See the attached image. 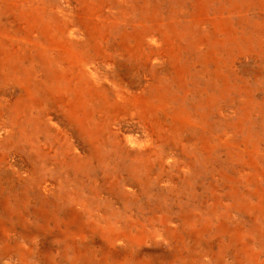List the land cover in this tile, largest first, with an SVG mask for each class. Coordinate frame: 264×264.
Masks as SVG:
<instances>
[{
  "label": "rangeland",
  "instance_id": "rangeland-1",
  "mask_svg": "<svg viewBox=\"0 0 264 264\" xmlns=\"http://www.w3.org/2000/svg\"><path fill=\"white\" fill-rule=\"evenodd\" d=\"M0 33V264H264V0H0Z\"/></svg>",
  "mask_w": 264,
  "mask_h": 264
},
{
  "label": "bare ground",
  "instance_id": "bare-ground-1",
  "mask_svg": "<svg viewBox=\"0 0 264 264\" xmlns=\"http://www.w3.org/2000/svg\"><path fill=\"white\" fill-rule=\"evenodd\" d=\"M136 12V11H135ZM132 13V12H131ZM109 14V13H108ZM133 17V16H132ZM131 17V18H132ZM130 18V19H131ZM136 21V20H135ZM163 24V23H162ZM147 27V26H146ZM160 27V26H159ZM164 28V27H162ZM161 29V28H159ZM75 31V30H74ZM73 31V32H74ZM75 35V34H74ZM149 37V36H148ZM156 38V37H155ZM72 39V38H71ZM77 39V38H76ZM148 39V38H147ZM9 38L2 35L0 33V42L1 41H8ZM15 47V49L17 50H21V45L22 44H25L26 41H21L20 39H12L11 40ZM72 41V40H71ZM75 41V40H74ZM81 41H84V40H81ZM80 42V41H79ZM155 43V41H153ZM148 43V42H147ZM239 43V42H238ZM141 44V43H140ZM161 45V44H160ZM142 46V45H140ZM157 46V45H156ZM155 46V47H156ZM217 47V46H216ZM152 48V47H151ZM200 48V47H199ZM202 54V53H201ZM153 57V56H152ZM122 59V58H121ZM156 59V58H155ZM166 59V58H165ZM161 61V60H160ZM81 63V62H79ZM152 64V63H151ZM103 65V64H102ZM112 65V64H111ZM218 65V63H217ZM110 66V65H109ZM220 66V65H219ZM7 64L5 62V59L0 55V71H2L3 73H5V70H7ZM199 67V66H197ZM196 67V68H197ZM83 69L85 70V75L87 78H89L93 83H92V86L93 87H98L100 86L102 80H101V77H109V78H113L111 76V74H113V71L110 70L108 67L107 69L105 68H98V65H86L84 64L83 65ZM117 71V70H116ZM1 76V75H0ZM201 76V75H199ZM208 77V76H207ZM143 79V78H142ZM223 79V78H222ZM115 80V79H114ZM107 83V82H106ZM111 85V84H110ZM114 89L116 88V90L118 89V92L122 93L124 96L127 94L125 91H123L120 87H118V85L116 84H112ZM108 86V85H107ZM135 93V91H134ZM0 95H1V98H0V101H1V104L2 103H8V102H11L13 100V97H14V87H13V84L11 83H8V81L6 79H2L1 80V83H0ZM2 95L4 96V98H2ZM19 95V94H18ZM134 95V94H133ZM18 97V96H17ZM132 99V98H131ZM135 100V99H134ZM137 101V100H136ZM57 124V123H56ZM185 124V123H184ZM188 124V123H186ZM60 127V126H59ZM129 129V128H128ZM2 132H4V129L3 128H0V136L2 134ZM133 141V140H131ZM83 151V150H82ZM17 159V158H16ZM12 166V165H11ZM19 170V168H18ZM10 172V171H9ZM20 172V170L18 171ZM25 174V173H24ZM16 175V174H15ZM1 177V176H0ZM3 177V176H2ZM16 178V177H15ZM17 179V178H16ZM23 181V180H22ZM1 184V183H0ZM49 185V184H48ZM52 186V185H51ZM50 186V187H51ZM3 187V186H2ZM47 188V187H46ZM6 190V189H5ZM9 190V189H8ZM3 191V190H2ZM51 191V190H50ZM9 192V191H8ZM54 193V192H53ZM10 194V193H9ZM11 195V194H10ZM0 230H1V227H0ZM2 232V231H1ZM38 239V238H37ZM26 249L24 248V246H22V244H18L16 247H14L13 249H9V250H5L3 252V255H4V258L5 260L9 263V264H16L17 262H19V257L22 255V251ZM54 253V252H53Z\"/></svg>",
  "mask_w": 264,
  "mask_h": 264
}]
</instances>
